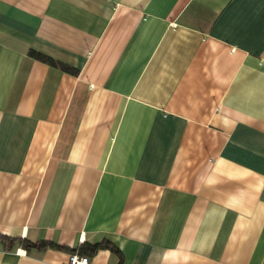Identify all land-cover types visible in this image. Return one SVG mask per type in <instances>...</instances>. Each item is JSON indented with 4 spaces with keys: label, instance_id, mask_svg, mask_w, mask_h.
Instances as JSON below:
<instances>
[{
    "label": "crops",
    "instance_id": "1",
    "mask_svg": "<svg viewBox=\"0 0 264 264\" xmlns=\"http://www.w3.org/2000/svg\"><path fill=\"white\" fill-rule=\"evenodd\" d=\"M101 240L264 264V0H0V264Z\"/></svg>",
    "mask_w": 264,
    "mask_h": 264
},
{
    "label": "trees",
    "instance_id": "2",
    "mask_svg": "<svg viewBox=\"0 0 264 264\" xmlns=\"http://www.w3.org/2000/svg\"><path fill=\"white\" fill-rule=\"evenodd\" d=\"M30 54L32 57L39 59L43 62H46L50 65H56L57 64L63 70H68V67L65 66L64 64H61L59 62L57 63L53 59H51L50 57H47L41 53L31 51ZM6 240L10 241V242H17L18 244L23 246L26 251H29L31 249L42 250L43 248H46L48 246L59 247L53 242L40 241V242L33 243V242L28 241L26 238H21V237H16V238L15 237H13V238L6 237ZM102 248H108L113 252H118L117 249L111 243H109L106 240H101V241L96 242V243L84 242V243L78 245L76 248L72 249L71 251H73L74 253H76L77 255H80V256L81 255L92 256L97 250L102 249Z\"/></svg>",
    "mask_w": 264,
    "mask_h": 264
},
{
    "label": "built area",
    "instance_id": "3",
    "mask_svg": "<svg viewBox=\"0 0 264 264\" xmlns=\"http://www.w3.org/2000/svg\"><path fill=\"white\" fill-rule=\"evenodd\" d=\"M68 264H89V260L86 256L72 255Z\"/></svg>",
    "mask_w": 264,
    "mask_h": 264
}]
</instances>
